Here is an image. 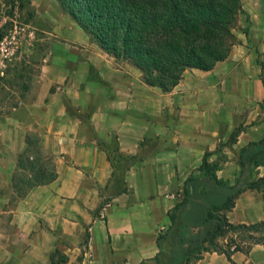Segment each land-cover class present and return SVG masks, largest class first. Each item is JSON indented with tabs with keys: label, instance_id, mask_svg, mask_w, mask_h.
Segmentation results:
<instances>
[{
	"label": "crops",
	"instance_id": "1",
	"mask_svg": "<svg viewBox=\"0 0 264 264\" xmlns=\"http://www.w3.org/2000/svg\"><path fill=\"white\" fill-rule=\"evenodd\" d=\"M251 14L252 27L257 14ZM70 22L60 26L59 57L46 58L40 75L18 93L19 104L3 106L0 115V264L150 260L158 252V233L169 224L176 193L204 153H210V161L221 157L217 175L233 183L240 148L264 133V42L259 36L238 39L210 70L185 69L178 84L162 92ZM31 132L39 136L40 151L53 162L56 178L16 198L11 178ZM112 136L120 152L136 157L124 174L128 189L118 194L106 189L113 167L98 144V137L109 141ZM262 177L264 165H259L251 180ZM226 216L232 224L264 220V181L259 188H243ZM194 263L264 264V245L233 251L231 260L206 251Z\"/></svg>",
	"mask_w": 264,
	"mask_h": 264
},
{
	"label": "trees",
	"instance_id": "2",
	"mask_svg": "<svg viewBox=\"0 0 264 264\" xmlns=\"http://www.w3.org/2000/svg\"><path fill=\"white\" fill-rule=\"evenodd\" d=\"M56 1L105 53L138 68L144 83L162 92L172 90L185 69L210 70L226 59L235 43L236 15L242 12L241 0ZM237 133L238 129L233 130L230 140ZM25 140L27 146L18 155L11 178L16 198L56 178L53 162L40 151L39 136L29 133ZM98 144L114 170L122 159L131 157L119 151L115 136L109 141L98 137ZM209 154L205 152L196 171L185 178L180 198L167 213L169 224L156 237L158 252L138 264H195L206 251L224 253L231 260L233 251H247L252 243L264 245V220L232 224L226 216L243 188H259L264 181L263 177L251 180L255 168L264 165V133L240 148V171L233 183L218 177L220 162L208 160ZM243 231L258 234L248 236L245 247L229 236Z\"/></svg>",
	"mask_w": 264,
	"mask_h": 264
},
{
	"label": "rangeland",
	"instance_id": "3",
	"mask_svg": "<svg viewBox=\"0 0 264 264\" xmlns=\"http://www.w3.org/2000/svg\"><path fill=\"white\" fill-rule=\"evenodd\" d=\"M241 5L250 9V14L257 15L253 16L254 25L251 27L250 14L242 7V12L236 15L232 28L234 42L238 43V39L240 41L244 36L248 39V35L253 36L252 39L259 36L264 42V0H241ZM66 15L61 14L56 0H0V40H4L3 46L0 45V57L5 61L3 74H0V115L6 111L3 106L19 104L18 93L24 92L31 79L40 75L42 67L48 61L46 58L59 57L62 53L60 42L64 33L61 34L60 26H67L71 21ZM118 60L122 63L121 59ZM92 75L96 76L94 72ZM30 134L36 135L33 132ZM149 151L152 152V149ZM219 159L221 162V157ZM135 162V156L122 159L120 165L112 170L106 189L117 194L125 192L128 189V180L124 174ZM196 169L197 167L192 169L190 174ZM180 193L181 190L176 193V201L180 198ZM236 233L237 238H232L241 244L250 241L248 236H258L247 231Z\"/></svg>",
	"mask_w": 264,
	"mask_h": 264
},
{
	"label": "built area",
	"instance_id": "4",
	"mask_svg": "<svg viewBox=\"0 0 264 264\" xmlns=\"http://www.w3.org/2000/svg\"><path fill=\"white\" fill-rule=\"evenodd\" d=\"M3 44H4V40H0V45L3 46ZM4 66H5V61H4L3 57H0V74H3V67ZM235 244H236V242L235 243H231L229 248L233 249L235 247Z\"/></svg>",
	"mask_w": 264,
	"mask_h": 264
}]
</instances>
